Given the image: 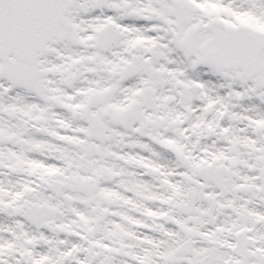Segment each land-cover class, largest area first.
Instances as JSON below:
<instances>
[{"label": "snow or ice", "instance_id": "6c2138e0", "mask_svg": "<svg viewBox=\"0 0 264 264\" xmlns=\"http://www.w3.org/2000/svg\"><path fill=\"white\" fill-rule=\"evenodd\" d=\"M0 264H264V0H0Z\"/></svg>", "mask_w": 264, "mask_h": 264}]
</instances>
